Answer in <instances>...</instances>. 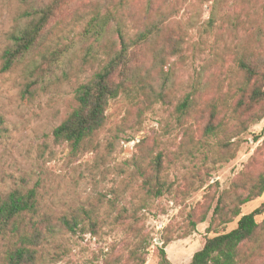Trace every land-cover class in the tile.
<instances>
[{"label":"rangeland","instance_id":"1","mask_svg":"<svg viewBox=\"0 0 264 264\" xmlns=\"http://www.w3.org/2000/svg\"><path fill=\"white\" fill-rule=\"evenodd\" d=\"M29 8L0 0V199L34 189L39 215L91 212L96 225L59 231L37 264H158L161 247L171 264H188L206 239L264 203L263 191L239 205L264 172V101L250 100L259 84L236 64L243 55L264 58V0H65L34 48L2 72ZM105 14L104 34H85ZM151 25L157 31L127 51L138 82L108 103L102 127L78 149L56 141L76 89L120 50L117 29L130 43ZM186 98L191 107L180 113ZM157 157L169 189L154 198L143 182ZM255 221L238 264H264V211Z\"/></svg>","mask_w":264,"mask_h":264},{"label":"trees","instance_id":"2","mask_svg":"<svg viewBox=\"0 0 264 264\" xmlns=\"http://www.w3.org/2000/svg\"><path fill=\"white\" fill-rule=\"evenodd\" d=\"M30 8L23 12L22 17L31 19L30 23L17 33L10 36L12 45L2 55L1 71L10 70L13 61L22 54L32 50L40 38L41 32L55 15L65 0H51L45 5L32 7L33 0H21ZM111 21L108 14L96 16L87 25L85 34L90 37H101ZM157 31L154 25L139 33L132 42H126L120 30L117 29L120 50L98 71L87 83L80 85L75 91L76 108L69 117L53 131L56 141L66 142L73 149L96 133L104 124L105 111L108 103L116 99L128 87L134 85L137 77L127 71V51L131 46L147 41L149 36ZM51 55V54H49ZM48 56H43L45 61ZM47 65L50 60L46 61ZM35 70L40 75L43 71ZM236 64L250 82L254 85L250 91L252 102L264 101V58L254 54L243 55L236 59ZM44 65V64H43ZM191 107L186 98L178 107L180 113H185ZM3 119L0 117V132ZM212 134L211 126L206 128V134ZM160 157L153 162L152 173L144 178L143 188L150 197L158 198L168 191V186L159 178ZM253 191L239 202L243 205L253 198L259 197L264 191V172L261 173ZM264 211V203L248 215L240 217L236 227L228 233L214 236L205 240L203 247L195 252L188 264H238V251L241 245L252 240L258 228L255 217ZM238 209L233 216L238 215ZM91 212H83L70 217L61 216L57 220L39 215L37 194L34 189L22 192L12 191L0 199V246L2 249L1 264H37L41 257L39 249L49 238L59 231L76 234L89 221V229L96 227L91 220ZM226 223V220H224ZM158 264H171L166 257L164 247L158 253ZM135 264H144L143 258H137Z\"/></svg>","mask_w":264,"mask_h":264}]
</instances>
